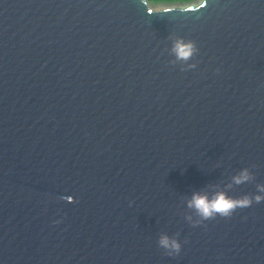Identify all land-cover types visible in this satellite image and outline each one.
<instances>
[{
    "label": "water",
    "instance_id": "95a60500",
    "mask_svg": "<svg viewBox=\"0 0 264 264\" xmlns=\"http://www.w3.org/2000/svg\"><path fill=\"white\" fill-rule=\"evenodd\" d=\"M257 183L264 0H0V264H264V201L187 206Z\"/></svg>",
    "mask_w": 264,
    "mask_h": 264
},
{
    "label": "clouds",
    "instance_id": "9594fccd",
    "mask_svg": "<svg viewBox=\"0 0 264 264\" xmlns=\"http://www.w3.org/2000/svg\"><path fill=\"white\" fill-rule=\"evenodd\" d=\"M199 3V0H173L176 4ZM151 3V0H149ZM195 43L192 41L185 42L183 39H177L174 42L172 51L175 53L178 60L187 61L196 52ZM255 179L253 173L247 168H243L240 172L234 175L231 183L226 185L227 189H231L233 185H242L251 182ZM256 194H244L240 197H233L225 190L216 191L211 194L195 193L188 201L187 206L194 209L201 221H207L220 217H231L237 209L251 207L252 204L264 201V183L255 185ZM191 220V217H187ZM193 226H196L195 224ZM158 246L165 250L168 256H176L181 252L182 245L173 237L162 234L158 240Z\"/></svg>",
    "mask_w": 264,
    "mask_h": 264
},
{
    "label": "rangeland",
    "instance_id": "374dc122",
    "mask_svg": "<svg viewBox=\"0 0 264 264\" xmlns=\"http://www.w3.org/2000/svg\"><path fill=\"white\" fill-rule=\"evenodd\" d=\"M146 2H147V5L153 10H162L166 8H175V7H182L185 5L187 6V5L197 4L195 2L188 3V4H176V3H170V2H156V0H151V3H149V0H146Z\"/></svg>",
    "mask_w": 264,
    "mask_h": 264
},
{
    "label": "trees",
    "instance_id": "16d2710c",
    "mask_svg": "<svg viewBox=\"0 0 264 264\" xmlns=\"http://www.w3.org/2000/svg\"><path fill=\"white\" fill-rule=\"evenodd\" d=\"M156 2H170V3H173V0H156Z\"/></svg>",
    "mask_w": 264,
    "mask_h": 264
}]
</instances>
